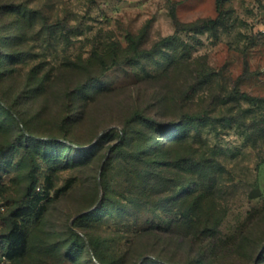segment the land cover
<instances>
[{"label": "rangeland", "instance_id": "1", "mask_svg": "<svg viewBox=\"0 0 264 264\" xmlns=\"http://www.w3.org/2000/svg\"><path fill=\"white\" fill-rule=\"evenodd\" d=\"M261 218L264 0H0V264H264Z\"/></svg>", "mask_w": 264, "mask_h": 264}, {"label": "trees", "instance_id": "2", "mask_svg": "<svg viewBox=\"0 0 264 264\" xmlns=\"http://www.w3.org/2000/svg\"><path fill=\"white\" fill-rule=\"evenodd\" d=\"M211 20L215 22V20L213 19ZM177 24L179 26L180 23L178 22ZM198 117L201 118V116H198ZM160 132H163V131H160ZM177 139L181 141L183 138L182 136H179L178 138L171 137L169 141H171L172 143H176L178 142ZM153 140L154 138H150L149 142L150 141L152 142ZM119 146H120L119 144L116 145V148H118ZM175 146H177V144L174 145V147ZM147 149L148 148H146V145H145L142 147L141 152H146ZM176 149L174 150V153L172 155L173 158L177 159L180 157V159H185L186 157L184 156V154L183 156H181V152L179 150L176 151ZM188 151L190 155L195 159H197L200 156L199 147L197 148L191 147L190 150L188 149ZM161 192L162 191L160 189L153 190L152 196L153 195L158 196ZM145 193L146 192H144V194ZM143 203L144 201L142 200V198H139L138 204L142 206ZM147 204L149 205L150 210L155 211L158 209V207H156L157 203L153 201L152 203L148 201ZM140 211L142 210L140 209ZM87 213L88 212H85L83 214L85 215ZM226 214H227V206L225 204V201H221V199H217L215 194L212 193V188L209 187L207 188V192L200 193L198 195H195L191 200H185L182 202L179 208V215H180L178 217L179 227H176L175 230L172 231V233L177 235L176 239H179V240L181 239L182 242L187 241V240H189L192 243L196 242L197 240L205 242L208 238H211L214 240V242H216V240L218 239L220 235L218 228L221 225V223L224 221ZM261 219H264V218H261ZM148 220H149L148 223H150V219ZM139 222H140V225L135 231L142 233L144 231V228L146 227V224L148 223H144L145 219L143 218L139 219ZM255 222H256L255 224H257V221ZM157 225L158 224L155 223L154 227H156ZM172 235L168 236V238L171 239ZM250 235L251 234H248L244 237H249ZM142 255H144L142 258L143 264H146L148 261H152L157 264H168L167 261H165V259H163L160 255L152 256L149 253H147V251H145ZM96 256H98V259L103 264H109V260L105 258L103 255H101V253L97 251V249H96ZM183 264H189V263L185 262Z\"/></svg>", "mask_w": 264, "mask_h": 264}, {"label": "water", "instance_id": "3", "mask_svg": "<svg viewBox=\"0 0 264 264\" xmlns=\"http://www.w3.org/2000/svg\"><path fill=\"white\" fill-rule=\"evenodd\" d=\"M107 130H108V129L104 130L103 132H105V131H107ZM261 193H262V190L260 189V187H258V188L253 189V190L250 192V196H251V197H256V196L261 195Z\"/></svg>", "mask_w": 264, "mask_h": 264}]
</instances>
